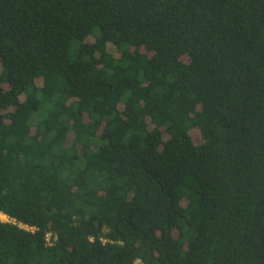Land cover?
Wrapping results in <instances>:
<instances>
[{
    "label": "trees",
    "instance_id": "obj_1",
    "mask_svg": "<svg viewBox=\"0 0 264 264\" xmlns=\"http://www.w3.org/2000/svg\"><path fill=\"white\" fill-rule=\"evenodd\" d=\"M0 214V264H264V0H0Z\"/></svg>",
    "mask_w": 264,
    "mask_h": 264
},
{
    "label": "rangeland",
    "instance_id": "obj_2",
    "mask_svg": "<svg viewBox=\"0 0 264 264\" xmlns=\"http://www.w3.org/2000/svg\"><path fill=\"white\" fill-rule=\"evenodd\" d=\"M0 221L2 222H8V219L0 214Z\"/></svg>",
    "mask_w": 264,
    "mask_h": 264
},
{
    "label": "built area",
    "instance_id": "obj_3",
    "mask_svg": "<svg viewBox=\"0 0 264 264\" xmlns=\"http://www.w3.org/2000/svg\"><path fill=\"white\" fill-rule=\"evenodd\" d=\"M138 263V262H137Z\"/></svg>",
    "mask_w": 264,
    "mask_h": 264
}]
</instances>
